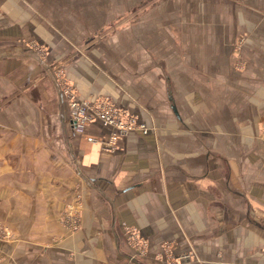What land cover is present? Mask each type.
Masks as SVG:
<instances>
[{
	"label": "crops",
	"instance_id": "obj_1",
	"mask_svg": "<svg viewBox=\"0 0 264 264\" xmlns=\"http://www.w3.org/2000/svg\"><path fill=\"white\" fill-rule=\"evenodd\" d=\"M182 1L162 58L140 59L135 23L112 60L0 0V264H264V0ZM59 63L149 130H78Z\"/></svg>",
	"mask_w": 264,
	"mask_h": 264
},
{
	"label": "rangeland",
	"instance_id": "obj_2",
	"mask_svg": "<svg viewBox=\"0 0 264 264\" xmlns=\"http://www.w3.org/2000/svg\"><path fill=\"white\" fill-rule=\"evenodd\" d=\"M33 2L43 17L49 19L58 29L66 33L69 40H74V47L87 49L95 59L107 56L109 59H119L127 54L133 33V25L137 26L139 51L144 53L139 57L162 58V50L172 49V43H177V35H172L170 47L168 39L161 32L163 22L175 24L183 14L193 11V6L186 7L182 0H28ZM187 10L183 13V9ZM176 21V22H175ZM151 26L148 30L147 27ZM174 26L170 29V31ZM174 30V29H173ZM148 31V32H147ZM175 31V30H174ZM172 32V31H171ZM176 32V31H175ZM244 35L232 42L235 47L243 44ZM174 41V42H173ZM176 48V47H174ZM142 52V51H141ZM241 56V55H240ZM240 58L238 59V61ZM241 59L238 64L242 65ZM64 63L58 64L59 71L55 77L58 86L66 97L64 88L70 87L77 94L71 83L66 80ZM78 95V94H77ZM80 97V96H79ZM83 98V97H82ZM86 98V97H85ZM92 101L98 98L91 99ZM69 105V104H68ZM70 108V106H69ZM74 229H76L74 227ZM4 228H0L3 238Z\"/></svg>",
	"mask_w": 264,
	"mask_h": 264
},
{
	"label": "built area",
	"instance_id": "obj_3",
	"mask_svg": "<svg viewBox=\"0 0 264 264\" xmlns=\"http://www.w3.org/2000/svg\"><path fill=\"white\" fill-rule=\"evenodd\" d=\"M64 91L69 102L71 117L78 130L82 131L94 119H99L102 123L112 126L111 139L105 143L107 147H112L119 136L127 134L130 130L136 128L144 132L149 130L147 124L139 121L136 114L127 108L117 106L108 96H100L97 97V100L92 101L85 97H79L70 87L64 88ZM88 139L96 140V137L88 136ZM70 222L73 228L78 227V220L75 218L71 217ZM3 233L8 237L11 230L4 229Z\"/></svg>",
	"mask_w": 264,
	"mask_h": 264
}]
</instances>
